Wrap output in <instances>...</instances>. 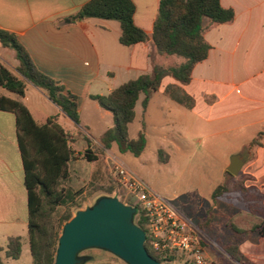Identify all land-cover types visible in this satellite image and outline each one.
Listing matches in <instances>:
<instances>
[{
    "label": "crops",
    "instance_id": "0c3cea01",
    "mask_svg": "<svg viewBox=\"0 0 264 264\" xmlns=\"http://www.w3.org/2000/svg\"><path fill=\"white\" fill-rule=\"evenodd\" d=\"M90 1L0 0V29L16 34L37 69L77 96L80 123L73 122L45 92L32 84L27 85L26 95L22 98L1 86L0 94L21 101L40 125L56 118L70 135L71 146L76 141L75 146L81 149L79 151L90 150L97 158L92 163L96 168L91 171L90 179H99L102 184L110 178L114 179L112 169L114 163L120 160L112 154L116 144L110 150L101 144L105 133L114 128L113 115L91 96L109 95L128 81L151 74L154 65L172 66L164 62L153 43L161 0H133L136 5L135 24L147 33L149 40L130 47L120 43L119 22L77 18ZM221 4L235 11V20L208 28L205 38L211 50L208 58L193 70L191 82L181 85L166 77L155 93L174 102L176 109L171 105L167 107L178 115V119L168 125L175 129L171 130L174 136L161 135L165 144L161 150L167 148L170 154L161 155L170 162L172 155L184 152L193 134L202 135V140L237 134L241 149L232 157L241 155L245 165L240 174L234 176L238 178L228 180L225 185L228 192L221 198L235 194L242 208L224 216L218 223L215 220L205 234L199 230L198 237L213 264H264V237L260 232L237 233L230 227V221L241 212H250L264 220V140L260 146L250 148L251 142L264 133V0H221ZM0 64L15 73L19 66L16 53L4 48L1 43ZM168 86L180 87L190 95L194 100L193 108L171 99L166 94ZM155 94L146 109L143 108L145 96L138 101L136 118L129 128L131 139H136L141 132L147 139ZM134 124L139 125L136 138L131 136ZM72 149L74 160L71 163L78 164L81 162L76 160L79 152L75 153L74 146ZM100 164L104 168H100ZM230 164L231 160L223 169L225 173ZM72 184L70 187L74 189ZM127 199L130 200L129 196ZM211 209L217 211L218 207L214 203L207 214ZM28 219L29 197L17 138L16 116L0 111V230L7 231V238L19 236V233H9L8 230L19 226L28 229ZM210 230H216L214 236ZM229 236L233 241L226 240ZM231 246L237 247L239 262L226 256L224 251Z\"/></svg>",
    "mask_w": 264,
    "mask_h": 264
},
{
    "label": "trees",
    "instance_id": "16d2710c",
    "mask_svg": "<svg viewBox=\"0 0 264 264\" xmlns=\"http://www.w3.org/2000/svg\"><path fill=\"white\" fill-rule=\"evenodd\" d=\"M135 12L133 0H92L81 9L77 18L119 22L120 43L130 47L149 40L147 33L135 24ZM234 20L235 11L224 8L221 0H161L153 43L159 54L177 56L183 58L184 62L169 68L154 65L151 74L130 80L109 95L91 96L114 118V128L105 133L101 139L102 146L110 150L116 144L121 153L140 157L147 146L146 136L141 132L136 139H131L129 128L136 118V106L141 96H145L143 108L146 109L152 95L159 91L166 77L173 78L181 85L189 84L195 67L209 56L211 46L205 38L208 28ZM0 43L4 48L13 50L19 62L16 73L0 64V86L22 98L26 95L27 85L32 84L45 92L73 122L79 124L77 96L67 92L59 81L37 69L16 34L0 29ZM166 94L189 109L194 106L193 98L180 87L168 86ZM0 111L16 116L17 138L29 197L28 237L33 264H55L63 227L82 209L78 199L85 193V189L75 191L65 186L71 180L70 163L74 160L71 137L56 118L40 125L21 101L1 94ZM263 140L264 133H261L251 142L250 148L260 146ZM83 159L89 163L97 161L90 150L86 151ZM227 192V186H219L213 194L214 203ZM103 196L117 197L112 192ZM127 205L138 209L136 224L148 234L140 209L131 203ZM212 222L211 209L200 223L199 230L210 227ZM230 227L237 233L259 231L264 237V220L250 212L239 213L230 221ZM146 247L154 259L163 264H173L174 258L165 259L161 253L150 248L148 241ZM237 251V247L231 246L224 252L229 259L239 262ZM2 252L8 259L19 260L23 252L21 238L9 237L7 247H0V254ZM0 264L3 263L0 261Z\"/></svg>",
    "mask_w": 264,
    "mask_h": 264
},
{
    "label": "rangeland",
    "instance_id": "374dc122",
    "mask_svg": "<svg viewBox=\"0 0 264 264\" xmlns=\"http://www.w3.org/2000/svg\"><path fill=\"white\" fill-rule=\"evenodd\" d=\"M162 56L164 62H168L169 66H177L184 62L183 58L177 56ZM3 92L8 93L4 90ZM155 96L156 99L150 111L152 121L147 127V147L144 153L140 157H136L131 153L123 154L119 151L118 146H115L112 149V154L123 163L129 172L142 180L155 194L162 197L183 218L195 226L199 233L200 223L208 216L207 211L214 206L213 192L219 186H225L228 180L238 178L225 173L223 169L225 165L227 167L230 163L232 154L240 151V140L237 139V134L210 140H202V135L193 134L188 139V147L184 152L172 155L171 161L167 162L162 155L170 153L167 148L161 150L164 147L163 145H165L161 141V135L166 133L170 137L174 136L171 131L173 128L168 125L172 120L178 119V115L173 110L170 112L167 106L171 105L176 109L175 106L177 105L174 102L167 101L168 99H164L158 93ZM138 128L139 125L134 124L131 129L132 137L136 138L139 133ZM94 137L97 136L94 134ZM74 143L76 145V141ZM75 145H73L75 153L79 152L76 160L79 159L81 162L78 164L71 163L70 167L73 176L71 175L70 182L65 184V186L70 187V184L73 183L75 191L85 189V193L78 199V203H81L80 205L82 206L81 210L95 205L98 200L97 193L108 194L112 192L122 202L131 203V200L127 199L125 189L115 179L110 178V180L102 182V184L99 179H90L91 171L96 166L83 160L86 150L82 149V151H79L81 150L79 149L80 147ZM100 168H104V165L100 164ZM95 189H98V191ZM99 189L102 191L99 192ZM235 196L233 194L218 200L215 204L218 209L213 211L212 225L215 220L218 223L224 216L234 214L242 208V204L237 201ZM206 230L207 227L200 231L205 234ZM8 232L19 233L18 237L21 238L23 245L22 256L19 260H13L8 259L5 253L2 252L0 261L3 264H33L28 229L19 226L15 230H8ZM215 232L216 230H210L212 236H214ZM228 232L232 234L230 230ZM6 233L7 231L2 232L0 230V247L3 248L8 245ZM230 238L229 236L226 240L233 241ZM79 258L82 260L81 264H125L112 253L96 248L81 252Z\"/></svg>",
    "mask_w": 264,
    "mask_h": 264
},
{
    "label": "water",
    "instance_id": "95a60500",
    "mask_svg": "<svg viewBox=\"0 0 264 264\" xmlns=\"http://www.w3.org/2000/svg\"><path fill=\"white\" fill-rule=\"evenodd\" d=\"M244 165L243 157L235 155L227 171L238 176ZM137 214V208L118 197L98 198L64 225L55 264H81L79 254L92 248L110 252L125 264H163L148 252L147 233L136 224Z\"/></svg>",
    "mask_w": 264,
    "mask_h": 264
},
{
    "label": "built area",
    "instance_id": "2783aa9c",
    "mask_svg": "<svg viewBox=\"0 0 264 264\" xmlns=\"http://www.w3.org/2000/svg\"><path fill=\"white\" fill-rule=\"evenodd\" d=\"M112 173L131 204L142 212L148 230L146 243L152 250L165 259L174 258L173 264H213L205 254L195 226L121 162L114 163Z\"/></svg>",
    "mask_w": 264,
    "mask_h": 264
}]
</instances>
